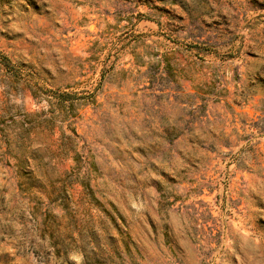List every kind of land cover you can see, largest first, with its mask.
I'll return each instance as SVG.
<instances>
[{
  "label": "rangeland",
  "instance_id": "1",
  "mask_svg": "<svg viewBox=\"0 0 264 264\" xmlns=\"http://www.w3.org/2000/svg\"><path fill=\"white\" fill-rule=\"evenodd\" d=\"M0 264H264V0H0Z\"/></svg>",
  "mask_w": 264,
  "mask_h": 264
},
{
  "label": "trees",
  "instance_id": "2",
  "mask_svg": "<svg viewBox=\"0 0 264 264\" xmlns=\"http://www.w3.org/2000/svg\"><path fill=\"white\" fill-rule=\"evenodd\" d=\"M37 92L34 89L32 90L33 97L37 95ZM42 94L44 95L43 99L45 100L49 108L47 110H41L39 113H35V119L30 118L26 121L23 119V122L25 121L27 123L26 128L41 127L43 129H46L48 127V129H51V126H49V124H53L57 117H62L63 119L65 114L69 110L73 109L71 94L68 92H62L60 90H48L46 92H42ZM70 132V134L62 133L60 146L64 148L66 152L72 149V147L75 145V138L78 137L74 128H71ZM76 155L77 154L75 153V156ZM85 185L84 187L89 190Z\"/></svg>",
  "mask_w": 264,
  "mask_h": 264
}]
</instances>
